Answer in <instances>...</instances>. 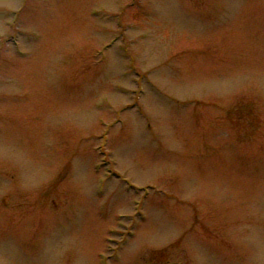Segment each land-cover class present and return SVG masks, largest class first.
<instances>
[{
	"label": "rangeland",
	"instance_id": "obj_1",
	"mask_svg": "<svg viewBox=\"0 0 264 264\" xmlns=\"http://www.w3.org/2000/svg\"><path fill=\"white\" fill-rule=\"evenodd\" d=\"M0 264H264V0H0Z\"/></svg>",
	"mask_w": 264,
	"mask_h": 264
}]
</instances>
